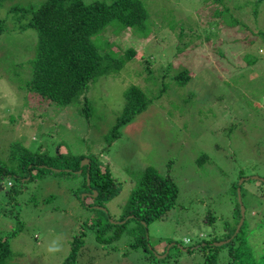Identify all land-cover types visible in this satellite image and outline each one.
Listing matches in <instances>:
<instances>
[{"label":"rangeland","instance_id":"rangeland-1","mask_svg":"<svg viewBox=\"0 0 264 264\" xmlns=\"http://www.w3.org/2000/svg\"><path fill=\"white\" fill-rule=\"evenodd\" d=\"M142 1L156 11L153 18L161 28L151 40L161 44L167 35L170 41L161 44L162 61L174 59L175 68H187L189 77L184 84H168L163 96L121 125L115 137L113 111H120L125 82L103 78L87 92L98 116L85 115L82 98L57 105L25 85L35 32L11 29L0 36V166L6 170L0 180V238L11 250L8 264H62L77 246L75 264H206L215 249L208 244L227 242L221 238L242 225L240 194L243 232L249 243L264 247V35H259L264 3L254 1L256 15L249 7L254 14L232 21L237 23L232 29L220 17L223 25L204 29L197 15L203 0ZM225 1L235 10L243 0ZM177 25L183 31L181 47L188 45L182 51L169 31ZM121 34L120 42L131 41ZM134 43L138 50L144 44ZM139 52L123 69L125 81L139 82L144 73ZM21 154L83 155L109 170L116 191L99 199L96 190L82 185L85 176L89 185L88 173H82L89 160L82 164V159L74 172L72 164L63 168L59 162L18 172ZM148 165L169 176L178 194L173 208L144 231L130 215L122 217ZM108 223L113 226L101 233ZM117 226L118 238L96 240L98 233L106 240ZM144 235L148 249L133 246ZM216 246V263L231 264L229 243Z\"/></svg>","mask_w":264,"mask_h":264},{"label":"trees","instance_id":"trees-1","mask_svg":"<svg viewBox=\"0 0 264 264\" xmlns=\"http://www.w3.org/2000/svg\"><path fill=\"white\" fill-rule=\"evenodd\" d=\"M11 1L13 0H0V36L5 31L11 32V29H17V31L32 29L36 35V39L29 46L27 60L29 79L25 80V85L29 90L57 105L81 101L82 98L85 115L98 116L99 112L93 105V99L86 95L88 91L95 90L92 86L103 78H114L126 83L120 111L118 113L113 111L115 122L110 130L113 137L118 135L121 125L132 121L136 115L143 113L153 100L163 96L162 92L168 84L176 82L184 84L188 81L187 68H175L174 59V61L171 59L162 61L164 59L163 56L160 57L161 44L166 47L165 44L170 41L167 35L162 36L161 44L158 40L155 42L151 40L156 37L161 28L153 18L156 11L153 8H147L142 0ZM153 1L159 3L164 0ZM254 1L257 4L264 3V0H243L235 3L234 10L229 8L228 5L231 4L225 0H203L202 8L197 12L200 26L209 29L215 27L216 22L223 25L219 21L220 17L226 19L225 28L232 29L240 17L244 18L254 13L256 15ZM249 7H255L254 13L248 9ZM3 11L6 16H2ZM8 18L14 20L16 25L9 24ZM239 25L244 26V23ZM155 26L157 27L154 28ZM176 27L178 25L173 29L169 28V31L176 35L178 51H182L188 45L181 47L184 45L181 39L183 31L182 29L178 31ZM124 32L131 39L129 43L120 42L118 39ZM259 35L264 33L260 32ZM149 39L154 42V46ZM135 41L144 42L139 50ZM175 50L177 51V48ZM139 51L144 60V73L139 82L125 81L123 69ZM247 58L244 56V59ZM83 158L84 156L81 155L77 158L65 156V159H60L58 155L53 158L55 160L48 156H40L36 159L32 155L21 154L20 167L16 171L49 169L48 166L59 162L63 168H71L72 164L71 171L74 172L80 168L79 163ZM88 160V166L82 168V173L84 175L88 173L89 185L86 182V176L82 185H85L90 192L96 190V196L99 199L101 196L111 197L116 189L111 187L114 180L109 170L103 171L98 162L90 158ZM40 165L48 166L40 167ZM5 174L6 170L0 166V180ZM177 194L178 189L174 181L169 176H162L157 169L148 165L130 192L127 204L123 207L125 215L122 219L130 215V218L146 231L147 224L159 219L173 208ZM262 203L264 205V200ZM237 213L240 214V209ZM236 223L238 224L237 219ZM241 224L237 232L234 233L236 229L234 228L224 233L225 236L221 238L229 239L226 242V244L229 243L226 257L231 264H264V247L258 249L254 244L249 243V238L243 232L244 220ZM111 225L108 223V227L105 226L101 233H105L104 230L110 229L113 226ZM118 227L106 240L102 234H96V240L111 242L118 238L121 234ZM79 240V242L83 241ZM146 242L144 235L133 246L141 245L148 249ZM208 246L215 249L207 257L206 264H217L218 246L214 244H208ZM198 247L205 248L200 245ZM77 249L78 246L74 247L62 264H75ZM10 254L11 250L6 240L0 238V264H8Z\"/></svg>","mask_w":264,"mask_h":264},{"label":"clouds","instance_id":"clouds-1","mask_svg":"<svg viewBox=\"0 0 264 264\" xmlns=\"http://www.w3.org/2000/svg\"><path fill=\"white\" fill-rule=\"evenodd\" d=\"M244 181H245V179L242 180V181H240V184H239L238 187H241ZM263 182H264V181H263ZM8 183H9V182H8ZM1 185H2V184L0 183V186H1ZM10 185H12V184H10ZM238 203H239V209H240V218L242 217V215H241V208H243V220H244L245 207H244V204H243L242 199H241V194L239 195ZM240 218H239V219H240ZM223 240H224V239H223ZM225 240H226V239H225ZM228 241H229V239H228ZM225 243H226V242H225ZM223 244H224V243H223ZM221 245H222V244H221ZM49 250H50V251H56V250H58V248H50Z\"/></svg>","mask_w":264,"mask_h":264},{"label":"water","instance_id":"water-1","mask_svg":"<svg viewBox=\"0 0 264 264\" xmlns=\"http://www.w3.org/2000/svg\"><path fill=\"white\" fill-rule=\"evenodd\" d=\"M86 163H88V159H83L82 164H86ZM0 189H1V186H0ZM94 194L97 195V192L94 191ZM241 214H242V218L240 219V223L243 221V208H241ZM238 229L239 228H237V231H238ZM219 244L221 245V244H223V242H220V243L216 242V245H219Z\"/></svg>","mask_w":264,"mask_h":264}]
</instances>
